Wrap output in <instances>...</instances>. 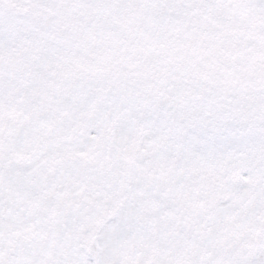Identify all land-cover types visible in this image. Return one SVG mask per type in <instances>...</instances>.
<instances>
[{
  "label": "snow or ice",
  "instance_id": "1",
  "mask_svg": "<svg viewBox=\"0 0 264 264\" xmlns=\"http://www.w3.org/2000/svg\"><path fill=\"white\" fill-rule=\"evenodd\" d=\"M0 264H264V0H0Z\"/></svg>",
  "mask_w": 264,
  "mask_h": 264
}]
</instances>
